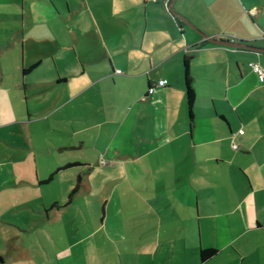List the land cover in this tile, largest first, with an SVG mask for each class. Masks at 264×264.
I'll list each match as a JSON object with an SVG mask.
<instances>
[{
	"label": "crops",
	"instance_id": "crops-1",
	"mask_svg": "<svg viewBox=\"0 0 264 264\" xmlns=\"http://www.w3.org/2000/svg\"><path fill=\"white\" fill-rule=\"evenodd\" d=\"M169 2L0 0V264H264V0Z\"/></svg>",
	"mask_w": 264,
	"mask_h": 264
},
{
	"label": "trees",
	"instance_id": "trees-1",
	"mask_svg": "<svg viewBox=\"0 0 264 264\" xmlns=\"http://www.w3.org/2000/svg\"><path fill=\"white\" fill-rule=\"evenodd\" d=\"M189 60H190V56H185L183 58V60H182V65H183L184 90H185L186 105H187V110H188L189 117H191V115H192V106H193V101H194V90H193V87H192V84H191V77H190V74H189ZM26 70L27 69H24V71H26ZM74 164H75V162H69L67 164H64L62 166V168L68 167V166H71V165H74ZM77 182H78V180H77ZM75 190H76V187L72 189V191L70 192L69 196H72ZM215 252H216V249H214V248H200L199 249V259L200 260H205V259L213 256L215 254ZM1 260H2V257L0 255V261Z\"/></svg>",
	"mask_w": 264,
	"mask_h": 264
},
{
	"label": "water",
	"instance_id": "water-1",
	"mask_svg": "<svg viewBox=\"0 0 264 264\" xmlns=\"http://www.w3.org/2000/svg\"><path fill=\"white\" fill-rule=\"evenodd\" d=\"M175 0H170L168 8L169 10L175 15L177 16L180 20L184 21L185 23H187L190 27L195 28V26L182 14H180L178 11H176L173 8V2ZM201 35L207 39L208 41L212 42V43H216V44H221V45H226V46H232V47H237V48H245V49H250V50H254L257 52H264V47L261 46H255V45H250L241 41H233V40H228V39H218V38H213L208 36L207 34H203L201 33Z\"/></svg>",
	"mask_w": 264,
	"mask_h": 264
},
{
	"label": "built area",
	"instance_id": "built-area-1",
	"mask_svg": "<svg viewBox=\"0 0 264 264\" xmlns=\"http://www.w3.org/2000/svg\"><path fill=\"white\" fill-rule=\"evenodd\" d=\"M248 66L257 74L259 81L263 82L264 81V69L260 66V64L255 61H249ZM116 71L119 72L120 70H116ZM163 83H164V80L159 81V84H163ZM232 147L235 148L237 147V145L233 143Z\"/></svg>",
	"mask_w": 264,
	"mask_h": 264
},
{
	"label": "rangeland",
	"instance_id": "rangeland-1",
	"mask_svg": "<svg viewBox=\"0 0 264 264\" xmlns=\"http://www.w3.org/2000/svg\"><path fill=\"white\" fill-rule=\"evenodd\" d=\"M246 63H247V61H246ZM247 65H248V63H247ZM100 164H104L105 162L103 161V160H100V162H99ZM70 170V169H69ZM73 185H75L76 186V184L74 183ZM72 203V202H71ZM74 203V205L77 207V206H80V203H82L81 201H74L73 202ZM72 203V204H73ZM88 203V202H87ZM90 204V206H92L93 204L92 203H89ZM87 208V207H86ZM88 209V208H87ZM76 235L78 236V234L76 233ZM76 235L74 234V236L76 237ZM123 254H124V258H130V256H129V254L128 253H126V252H123ZM91 262H89L88 264H90ZM92 264V263H91Z\"/></svg>",
	"mask_w": 264,
	"mask_h": 264
}]
</instances>
